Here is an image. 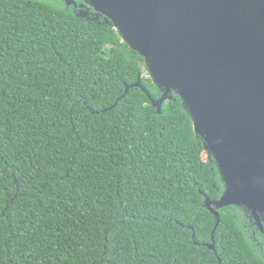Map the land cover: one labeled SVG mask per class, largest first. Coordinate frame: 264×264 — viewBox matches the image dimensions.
Here are the masks:
<instances>
[{
    "label": "trees",
    "instance_id": "trees-1",
    "mask_svg": "<svg viewBox=\"0 0 264 264\" xmlns=\"http://www.w3.org/2000/svg\"><path fill=\"white\" fill-rule=\"evenodd\" d=\"M75 1L0 0V264H264V233L236 205L208 248L214 158L175 92L158 113L126 91L140 78L162 95Z\"/></svg>",
    "mask_w": 264,
    "mask_h": 264
},
{
    "label": "water",
    "instance_id": "water-1",
    "mask_svg": "<svg viewBox=\"0 0 264 264\" xmlns=\"http://www.w3.org/2000/svg\"><path fill=\"white\" fill-rule=\"evenodd\" d=\"M82 1L144 58L162 95L154 99L140 78L126 91L139 87L158 113L175 92L214 158L225 188L204 199L216 218L208 248L218 210L230 205L264 233V0Z\"/></svg>",
    "mask_w": 264,
    "mask_h": 264
},
{
    "label": "rangeland",
    "instance_id": "rangeland-1",
    "mask_svg": "<svg viewBox=\"0 0 264 264\" xmlns=\"http://www.w3.org/2000/svg\"><path fill=\"white\" fill-rule=\"evenodd\" d=\"M81 8H82V6H80ZM83 10V12L84 13H86V14H88L89 13V10L86 8V7H84V9H81L80 11H82ZM99 15V13H97V15L96 16H98ZM116 29V28H115ZM117 30V29H116ZM119 33V32H118ZM120 35V34H119ZM121 36V35H120ZM122 38V37H121ZM123 40V39H122ZM143 75L144 76H149L150 77V74H149V72H148V69H147V66H145V68H144V70H143ZM194 129V128H193ZM204 153L202 154V156H203V158L204 159H206L208 156L210 157L211 156V154L209 153V151H208V149H206L205 147H204ZM212 157V156H211Z\"/></svg>",
    "mask_w": 264,
    "mask_h": 264
}]
</instances>
